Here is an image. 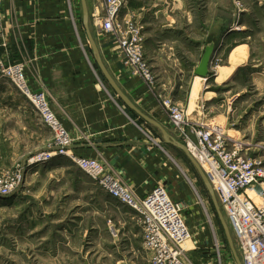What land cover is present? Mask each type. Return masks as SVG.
<instances>
[{"label":"crops","instance_id":"1","mask_svg":"<svg viewBox=\"0 0 264 264\" xmlns=\"http://www.w3.org/2000/svg\"><path fill=\"white\" fill-rule=\"evenodd\" d=\"M87 3L91 32L105 67L137 108L175 139H179L178 134L160 107V97H171L185 108L190 107L194 82L200 78L195 71L208 43L213 41L216 46L235 44L229 60L238 51L244 56L248 51L244 35L229 32L234 18L231 0H209L203 9L191 7L189 0H133L124 13L133 15L144 27V58L156 84L151 90L141 78L124 70L120 47L99 27L97 18L105 13V0H87ZM3 12L0 41L5 42L6 47L2 48L0 56L7 65H26L24 74L28 86L34 93L45 95L72 140L74 155L100 161L139 198L146 197L157 187H164L174 201L183 203L186 209L191 206L192 189L186 184L184 171L168 152L167 146H172L154 144L149 124H139L106 79H102L84 26L81 0H4ZM224 14L230 18L224 19ZM242 27L246 29L245 24ZM192 50L194 57H189ZM240 62L238 58L236 66ZM203 88L197 114H190L188 109L191 119L215 125L214 118L223 117L224 120L216 125L229 135L233 131H228L229 115L214 110L216 97L207 96L208 91ZM0 93L1 142L18 143L20 136L25 135V129L30 128L37 135L39 145L30 151L23 150L25 153L18 156L29 159L46 150L45 143L53 142L54 134L43 124L34 106L7 79L6 84H0ZM251 122L246 123L245 130H250ZM5 157L9 158V154L2 153L0 159ZM57 161L52 166L63 167L65 162H71L65 158ZM95 201L99 208L97 212L101 210V214L105 215L107 210L118 212L111 218L114 230L108 226L114 249L119 252L123 249L136 258L145 255L136 213L104 192ZM202 243L195 242L186 255L193 264H214L216 258L201 256V251L198 252ZM207 243L204 247L210 246Z\"/></svg>","mask_w":264,"mask_h":264},{"label":"rangeland","instance_id":"2","mask_svg":"<svg viewBox=\"0 0 264 264\" xmlns=\"http://www.w3.org/2000/svg\"><path fill=\"white\" fill-rule=\"evenodd\" d=\"M189 1L191 7L197 9L207 7L209 2ZM231 2L235 19L230 11L232 22L229 32L243 34L248 43V51L245 56L242 51H238L229 60L230 51L236 45L224 46L220 43L216 46L210 76L205 82L203 78L195 80L188 109L190 114L196 113L200 106V92L204 87L203 90L208 91L207 96L216 97L212 100L216 103L214 110L229 115L228 131L239 132L237 134L232 131L229 135L241 144V153L246 158L260 161L264 166V0H242L240 11L235 8L233 0ZM222 17L227 20L230 18L227 14ZM243 24L246 29L242 27ZM141 28L144 37V27L141 25ZM193 52L189 57H194ZM238 58L242 63L236 66ZM223 67L230 69L222 70ZM4 78L0 66V84H6ZM223 120V117H215L213 122L216 125ZM249 121H252L249 125L251 131L245 130ZM147 126L153 140L164 145L161 132ZM25 131L18 143L3 144L0 140V156L2 153L9 154V158L0 159V178L12 179L19 173L22 175L21 184L14 193L0 194V264H150L144 246L145 255L139 258L123 249L120 252L114 249L108 226L114 230L111 218L113 213L118 212L107 210L105 215L101 214V210L97 212L99 208L95 199H100L103 192L98 185L72 162H65L63 167L56 168L55 164L52 166L58 162L57 159L64 157L53 155L46 161L38 160L40 154L52 153V141H46L47 149L29 159L19 157L26 150H33L34 146L39 145L37 135L30 128ZM167 148L184 171L186 184L193 193V203L184 212L191 235L184 249L188 251L194 247L195 242L203 241L198 251H201V256L216 258L214 264H237L198 171L181 150ZM253 194L257 199L256 193ZM104 216L106 219H103ZM138 227L141 229L139 222ZM232 236L234 238L233 233ZM207 242L210 246L204 247ZM234 242L241 259L235 238ZM185 256L193 264L186 253Z\"/></svg>","mask_w":264,"mask_h":264},{"label":"built area","instance_id":"3","mask_svg":"<svg viewBox=\"0 0 264 264\" xmlns=\"http://www.w3.org/2000/svg\"><path fill=\"white\" fill-rule=\"evenodd\" d=\"M131 1L105 0V13L97 18V23L120 47L124 70L140 77L153 90L155 78L144 58L141 24L133 15L124 13ZM233 2L240 11L242 0ZM3 3L4 0H0V30L4 20ZM5 47L6 43L0 41V53ZM0 66L2 75L34 106L43 124L54 134L52 153H42L38 160L46 161L53 155L67 158L104 193L131 208L140 223L150 264H190L184 249V241L191 237L184 218L185 205L174 201L164 187H157L146 197L139 198L100 161L75 156L71 150L72 140L45 95L34 93L28 86L24 74L26 65H5L0 56ZM159 104L179 140L204 170L230 223L242 263L264 264V166L260 161L246 158L241 153V145L218 126L193 121L186 108L171 97H160ZM21 180V173L12 179L0 178V194L14 193ZM251 190L255 191L257 199L249 194Z\"/></svg>","mask_w":264,"mask_h":264},{"label":"water","instance_id":"4","mask_svg":"<svg viewBox=\"0 0 264 264\" xmlns=\"http://www.w3.org/2000/svg\"><path fill=\"white\" fill-rule=\"evenodd\" d=\"M81 3H82V8H83V22H84V26L86 28V31L88 33V38H89L91 50H92L94 59L97 62L104 78L108 82L109 86L114 90V92L116 93L118 98L125 105V107H127L129 110L134 112L139 118H141L147 124L151 125L152 127L157 128L161 132L163 141L166 145L178 148V149L182 150L187 155L190 162L193 164V166L198 171L206 189L209 192V195H210L211 200L213 202L214 208L218 214L219 221H220V223L224 229L229 247H230L231 251L233 252V254L236 258L237 264H243L242 260L237 255V251L235 248V242H234V238L232 236L230 227L226 221V218H225V216L221 210V207L219 205L216 194H215L204 170L202 169V167H200L199 163L189 154L188 149L186 148V146L183 143H181L180 141L175 139L158 122H156L155 120H153L152 118H150L149 116L144 114L140 109H138L137 106L127 97V95H125V93L117 85V83L115 82V80L113 79V77L111 76V74L109 73L107 68L105 67L103 60L101 58L100 51H99L97 44L93 38V35L91 34L90 12H89L87 0H81ZM215 50H216V43L215 42L212 41V42L207 44V46L205 48V52H204V54L201 58V61L199 63V66L197 67V69L195 71L196 76L204 78V79H207L210 76V66H211V62L214 60Z\"/></svg>","mask_w":264,"mask_h":264},{"label":"bare ground","instance_id":"5","mask_svg":"<svg viewBox=\"0 0 264 264\" xmlns=\"http://www.w3.org/2000/svg\"><path fill=\"white\" fill-rule=\"evenodd\" d=\"M91 34H92V32H91ZM144 43H145V40H144V42H143V45H144ZM219 75H221V74H219ZM140 78V77H139ZM201 78V77H200ZM220 78V77H219ZM193 108H194V106H193ZM187 111H188V109H186ZM189 113V112H188ZM215 126H218L219 128H221L224 132H225V130L221 127V126H219V125H215ZM233 137V136H232ZM237 143H239L238 141H237ZM240 144V143H239ZM241 145V144H240ZM243 146H244V144H242ZM242 147V146H241ZM189 152V151H188ZM189 154H190V152H189ZM191 155V154H190ZM192 156V155H191ZM193 157V156H192ZM194 158V157H193ZM195 159V158H194ZM200 165V164H199ZM200 167H201V165H200ZM249 194L251 195V196H255L254 194H253V192H249ZM112 198V197H111ZM255 198V197H254ZM112 199H114V198H112ZM256 199V198H255ZM115 200V199H114ZM227 221V220H226ZM228 223V222H227ZM229 225V224H228ZM230 227V226H229ZM231 230V229H230ZM232 233V232H231ZM191 236V235H190ZM190 239V238H189ZM189 239H187L186 241H184V245H186V243H187V241L189 240Z\"/></svg>","mask_w":264,"mask_h":264},{"label":"trees","instance_id":"6","mask_svg":"<svg viewBox=\"0 0 264 264\" xmlns=\"http://www.w3.org/2000/svg\"><path fill=\"white\" fill-rule=\"evenodd\" d=\"M102 76V75H101ZM102 79L105 81V79H104V77L102 76ZM120 102L122 103V101L120 100ZM123 104V103H122ZM128 111L130 112V114L132 115V117L133 118H136V119H138V122H139V124H143V120H141V119H139L138 117H137V115L134 113V112H132L131 110H129L128 109ZM150 127H152V126H150ZM213 203V202H212ZM220 222V221H219ZM221 224V223H220ZM222 226V225H221ZM223 228V227H222ZM224 230V229H223ZM228 242V241H227Z\"/></svg>","mask_w":264,"mask_h":264}]
</instances>
